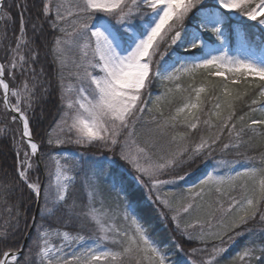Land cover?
<instances>
[{"label": "snow or ice", "instance_id": "6c2138e0", "mask_svg": "<svg viewBox=\"0 0 264 264\" xmlns=\"http://www.w3.org/2000/svg\"><path fill=\"white\" fill-rule=\"evenodd\" d=\"M40 4L36 22L32 23L34 36L42 38L45 24L61 34L53 41L52 53L60 88L57 126L64 136L55 140L49 137L47 145L91 146L118 158L105 156L78 181V165L70 164L71 158L64 152L50 153L48 158L55 165L54 182L47 190L41 186L36 176L41 165L40 145L34 140L29 110L34 111V104L43 96L38 97L35 83L31 87L24 81L15 84L18 75L34 73L30 65L38 62L39 55L29 47L35 41L26 39L21 16L20 36L15 47L6 50L7 62L0 63V102L6 112L12 113V123L21 122L19 139L12 137L15 180L35 203L43 202L38 208L42 222L91 224L98 235L88 243L79 233L61 232L45 223L37 225L33 219L35 237L30 238L27 251L19 246L15 250L0 248V264H170L173 251L183 257L178 264H220L217 257L226 249L213 241L223 242L227 236L235 243L237 237L246 234L244 247L235 258L241 264H264L260 261L264 256V230L257 233L249 227L253 222L264 225V157L259 167L250 157L248 166L228 174H219L216 169L229 167L232 162L216 161V168L189 187L186 197L176 199L171 192L163 191L175 182V168L186 161L211 156L217 147L225 152L238 150L246 143L244 136L249 130L264 135V39L253 42L248 35L252 27L264 31V0H73L70 6L40 0ZM14 7L15 2L8 5L7 0H0V20L12 21L10 9ZM65 45L80 53L72 61L78 83L67 89L63 83ZM157 84L173 87L153 95L150 90ZM42 92L47 94L48 89ZM178 94L180 103L166 113L164 106L174 104ZM245 97L250 98V104ZM258 103L261 117L249 116L258 111L253 107ZM238 106L241 111L247 107L248 112L238 115ZM146 111L153 114L159 135H170L175 150L162 149L155 139L144 144L137 141L136 126ZM202 124L209 134L189 146L191 133ZM5 131L8 129H0V133ZM225 134L229 139L222 143ZM105 170L109 193H115V206L108 203L111 195H106L96 180ZM249 180L255 184L252 195L248 194ZM78 182L86 204L78 202ZM0 189L9 196L19 190L11 184ZM213 190L218 198L208 204L204 216L182 224L185 215L202 207L197 201ZM150 206L165 227L169 221L174 224L178 238L171 248L149 233L146 217ZM6 207L10 218L0 228V245L5 246L13 243L14 236H21V220L29 222L18 205ZM118 219L123 220L124 227L116 223ZM52 236L61 237L62 243L51 245ZM181 241L200 247L192 248L189 254ZM33 247L37 249L36 258ZM204 252L209 257L200 255Z\"/></svg>", "mask_w": 264, "mask_h": 264}, {"label": "trees", "instance_id": "16d2710c", "mask_svg": "<svg viewBox=\"0 0 264 264\" xmlns=\"http://www.w3.org/2000/svg\"><path fill=\"white\" fill-rule=\"evenodd\" d=\"M60 0H53V3L56 4ZM15 2L17 7L11 8V16L12 21L1 20L0 22V63H6L5 60V53L6 50L11 47H15L16 41L20 36V24H21V16L24 19V27L27 33L26 39L31 42L35 41V43H30L29 47L35 48L39 53L37 60L38 62L32 63L30 67L34 69L33 72H25L24 76H17V80L15 82L16 85H19L22 81L27 82L29 87L35 83L36 85V92L38 97L43 96L42 99L39 100L38 103L34 104V111L29 110V119H30V126L33 128L34 131V140L40 145V156H41V166L40 171L36 173V176L39 177L40 183L44 189H48V185L50 182H53V173L55 169L54 162L48 158L49 154L55 155L58 152H64L68 155H71L70 158H76L73 155H76L77 161V171L80 172V175L77 177V180L80 181L84 179L85 174L88 173V169L90 166L96 162L102 161L105 156L111 157L113 159L118 158L114 156L113 153L107 152L106 150L95 148V147H81L73 144H64L60 147H52L47 145V140L51 137L53 140L57 138V136L63 137L64 134L60 132L59 127L57 126L59 117L61 115V106H60V88L59 83L57 80V66L53 63V41L56 36L61 35L58 32H55L49 28L47 24L44 25L42 38H37L34 36L32 31V23L36 22V18L39 14V10L41 8L40 0H7L8 5H12ZM19 5H23V7H19ZM14 21V22H13ZM40 23H44L40 21ZM249 39L253 42L257 41L258 39H264V33L255 31L252 29L248 30ZM235 33L232 34V46H235ZM25 55H27V48L23 49ZM167 55L165 59H167ZM28 67V65H26ZM8 74L6 73V76ZM33 76H35V81L33 80ZM68 72L64 68V86L70 82V79L67 77ZM199 79V77H197ZM10 86H13L12 82L9 81ZM187 83V80L184 81ZM165 87H173L172 84L168 85H155L150 91H152L153 95L158 92H163ZM43 88H47V94L42 92ZM179 95H177L176 102L172 105H165V112L173 111V109L180 103ZM147 98V97H145ZM2 100V97H0ZM245 100L250 104V98L245 97ZM12 101L15 102V98H12ZM24 105L22 104V107ZM211 105H209L210 107ZM258 109L255 113H249V116L260 118L261 111H260V104L254 105ZM243 112H248L247 107H243L242 111L241 108L238 106V115L243 114ZM12 113L6 112L3 103L0 102V129H8L3 133H0V186L3 185H13L17 187L19 190L15 193L14 196H9L6 191L0 189V228L5 226V221L9 220V212L7 210V206L18 205L20 212H22L28 219V223L25 224L24 220L20 222V229L22 230L21 236H14L13 243L5 246L0 245V248H7L10 247L15 250L16 247H23L25 252L27 251V246L30 243V238L35 237V233L33 231V217L35 216V212L37 209V203L33 201L30 193L23 189L19 182L15 180V162L16 157L13 152V136L20 135V123L17 120L15 123H12L9 119ZM152 115L145 112L143 119L137 124L136 128V138L138 142H144L143 139L146 135L148 127L147 125H153L152 122ZM247 120V117H246ZM239 127V123H238ZM150 130H156V128H151ZM200 131H206L205 126H200L197 130L191 133L189 138L190 145H195V141ZM208 135V133H207ZM228 139L227 134L223 137L222 143ZM244 140L246 143L244 149L249 151L251 154H255L259 156L260 160L255 163L256 167L260 166L261 157H264V135H260L258 133H253L252 131H247ZM228 155H233L230 157L239 156L242 158V161L249 160L248 156L242 155L241 152H235L234 149L230 153L226 151ZM237 153L241 154L238 155ZM83 156V160L80 159V156ZM215 156H227V155H215ZM214 156V159H215ZM253 158V157H252ZM35 161V157H33ZM204 164V165H203ZM211 162L207 161L205 157H198L192 161H188L182 164L180 167L175 168L174 172L172 173V178L177 179L178 176H185L189 175L187 180L190 179V185L194 184L199 180L200 177L204 176L207 172L211 169ZM83 169L84 171H81ZM51 174V175H50ZM90 174V173H89ZM35 179V177H33ZM109 179L108 171L105 170L103 173L96 177V180L104 191L106 195H109L110 184L107 183ZM186 181V180H185ZM175 186L179 187V189H186L189 184H185L184 180H178ZM76 196L78 202L81 204H86V199L84 197L83 189L81 188L79 182L76 184L75 187ZM53 189L51 191V196L53 197ZM216 193L211 192L210 194L206 195L204 199L198 200V203L202 205L200 210L203 211V216L207 211V206L209 203L214 202ZM111 199L108 201L109 204L115 206V193H111ZM121 207L123 206V201H120ZM43 206V202L39 204V208ZM99 206V205H97ZM264 207V203L261 205ZM15 210V209H13ZM35 223L39 225L40 223H45L46 227L51 229H58L64 230L67 232H79V234H85L88 238H96L98 235L97 230L91 224H81L75 221H72L65 226L63 222L55 223V222H48V221H41L39 215L35 217ZM116 223L124 227V222L121 219H118ZM146 223L149 225V233L152 235L153 239L157 241H162L164 244L167 245L168 248H171L172 241L178 238V234L174 231V226L171 222H168L167 227L160 222L157 218L154 209H151L150 206V213L146 217ZM249 227L255 228L257 233L261 230H264V225L259 223L253 222ZM32 228V229H31ZM241 229H237L239 231ZM233 234V233H229ZM225 236L224 238H226ZM247 239V234L243 237H237L236 242L232 243L228 248L226 247V251H224L217 259L220 261V264H241L235 257L236 254L242 251L245 241ZM25 240L26 243H25ZM217 243L220 241H213V243ZM25 243V244H24ZM182 247L187 252V247H199L197 243H185L181 241ZM37 249L33 247L32 254L33 257L36 258ZM182 256H178L175 251L170 253L169 260L170 264H178V261L182 260ZM260 261H264V256L260 257ZM259 264V261L257 262Z\"/></svg>", "mask_w": 264, "mask_h": 264}, {"label": "rangeland", "instance_id": "374dc122", "mask_svg": "<svg viewBox=\"0 0 264 264\" xmlns=\"http://www.w3.org/2000/svg\"><path fill=\"white\" fill-rule=\"evenodd\" d=\"M72 2H73V0H60L58 3L64 4L65 6H70L72 4ZM67 27H68V29L70 31L71 30L70 26H67ZM250 29L264 33V31H262L258 27H252ZM64 47H65L64 60H65V64H66L65 69L68 72V76L67 77L70 79V82L67 83L66 84V87H65L67 89V88H69V87H71L73 85H76L78 83L77 80H76V78H75V76L73 75V72L75 71V68L72 66V61L74 59H78L80 53H79V50L77 48L72 47L71 45H65ZM161 63H163V61H161ZM72 95L74 96V93H72ZM174 109H173V111H174ZM202 126H204V125L202 124ZM145 127H148V130L146 132V135L144 136L145 137L143 139L144 142H141V143L139 142L140 144H144L147 141H150V140H154L155 139V140H158V142H159L158 146L161 147L162 149H164L166 151L175 150L176 145L170 142V135L160 136L159 133H158V131H157V129L156 130H150V127L151 128L152 127L153 128H156L154 123H153V125H147ZM205 129H206V131H200L199 132V134L197 136V139L195 141V144L199 142V139H200L201 136H207V133L209 134L208 129L206 127H205ZM136 130H137V128H136ZM180 130L183 131V129H180ZM19 136L20 135L15 136L17 140L19 139ZM228 139H226L225 142H227ZM187 143L190 145V141L189 140L187 141ZM191 146H194V145H191ZM232 150L233 149H229L228 151L231 153ZM234 151L235 152H241L242 155L244 154V155L248 156V158H250V157L252 158L253 157L254 159L252 160V164L254 166H257V165H255V163L260 160L259 156L255 155L253 153L251 154L249 151H247V150L244 149V146H241V148L238 149V150L234 149ZM222 154L227 155V156H224V157L215 156V155H222ZM241 154H238V155H241ZM65 155H68V154L65 153ZM68 156L69 157H72L71 155H68ZM73 156L77 158L76 155H73ZM214 156H215V159H214ZM230 156H233V155H228L227 152L221 151L220 147H217V149L214 152H212L211 156H207L205 158H206L207 161H210L211 164H212L210 166L211 167L210 171H212L214 168H216V161L226 160V161H231L232 162L229 167H220V168H217L216 170H217V172L219 174H228L231 171L241 170L243 167L249 165V160H246V161H242L241 162L242 158H240L239 156H236V157H230ZM76 158H73V159L71 158L69 160V163L70 164H72V163L77 164ZM109 158H111V157H109ZM186 162H188V161H186ZM54 172H55V169H54ZM204 176L200 177L199 180L201 178H203ZM184 177H185L184 183L185 184H189V186L186 189H179V187L175 186L174 184H170V185H166L164 187L163 191L164 192H171L172 196L175 197L176 199H180L181 197L188 196L189 195L188 194V188L191 187L193 184L190 185V179H189V181L187 180V178L189 177V175H185ZM178 180H179L178 178L175 179V182L174 183L176 184L178 182ZM199 180L197 182H195L194 184L198 183ZM53 182H54V173H53ZM248 187H249L248 194L249 195L254 194L255 184H254L253 181H251V180L248 181ZM53 192L54 193L52 195H53V198H54L55 197V190L54 189H53ZM212 192L216 193L215 190H213ZM215 195L216 196L214 197L215 198L214 200H216L218 198L217 197V193ZM233 195H237V193H233ZM226 199L227 198L225 197V200ZM197 203H198V201H197ZM198 217H201V218L203 217V211L200 210V209H195V210H193L191 212L190 215H185L182 218L181 223L182 224L193 223V222L196 221V219ZM169 222H171V221H169ZM171 224L174 226V224L172 222H171ZM60 231L61 232H64V230H60ZM68 233H70V234H76V233H79V232H68ZM81 235H83L85 237V240L88 243H91L93 240L96 239V238H88L85 234H81ZM230 235H232V234H230ZM49 242L53 246H58L59 244L62 243V239H61V237L52 236V237H50ZM215 244L218 245V246H220V247H223V248H226V247L228 248L232 244V242H229L228 241V238L226 237V238H224L223 242H221V241L220 242H217V243L215 242ZM194 247L195 246L187 247L186 248L187 249V252L190 254L192 248H194ZM199 247H200V245H199ZM200 255L203 256V257H206V258L209 257V253L208 252L201 253ZM190 258L191 259H197V257H195V256H191Z\"/></svg>", "mask_w": 264, "mask_h": 264}, {"label": "water", "instance_id": "95a60500", "mask_svg": "<svg viewBox=\"0 0 264 264\" xmlns=\"http://www.w3.org/2000/svg\"><path fill=\"white\" fill-rule=\"evenodd\" d=\"M0 22H1V20H0ZM18 121H19V120H18ZM19 123H21V122L19 121ZM35 142H36V141H35ZM40 166H41V165H40ZM41 186H42V185H41ZM38 206H39V204H37V206H36L37 209H36V212H35V216L33 217L34 220L36 219L35 217H37V214H38V208H39ZM32 227H33V226H32ZM31 229H32V228H31ZM26 241H27V240H25V243H26ZM25 243H24V244H25ZM23 247H24V246H23ZM23 247H22V248H23Z\"/></svg>", "mask_w": 264, "mask_h": 264}]
</instances>
